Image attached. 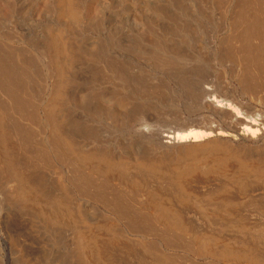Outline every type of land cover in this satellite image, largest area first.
<instances>
[{"label": "rangeland", "instance_id": "1", "mask_svg": "<svg viewBox=\"0 0 264 264\" xmlns=\"http://www.w3.org/2000/svg\"><path fill=\"white\" fill-rule=\"evenodd\" d=\"M219 1L222 2V4H220L219 2V5L221 6L220 10L224 9L223 11L219 10L221 12V18H223V20H227L228 22H234V19L238 16L237 13L243 14V10H246L247 8V6H245L246 4L243 5V3L245 2L244 0H242L243 3L241 0ZM254 1L255 0H253V2ZM258 1L260 0H256L255 3H253V8L255 11L253 12H261L258 15L256 14L257 19L256 17H253L255 14L253 13V15L252 12H250L253 10L252 5L249 8L251 9L250 11L248 10L247 12L246 10V13L244 12V16L239 15V17H245V15L250 13L247 16H251L250 21L252 20V18H255L253 19L254 21L252 20L254 24L250 22L252 24H248V27L246 26V23L249 22V17L247 18L248 21L245 20V25H243V20H241L240 23L242 24V28L241 24H238V26H240L241 29L244 28V31L240 28L239 31L237 29V26L235 29H237L238 34L240 32V37H238V35L236 36L237 32L234 29V32L231 33L233 34V36L230 34L232 37L230 36L229 38V40H235V42L231 40L229 41V43L233 42L236 44H234L233 46L235 48L232 49V46L230 47L231 43L229 44L231 52L234 49H236L237 51L239 50L238 55L240 56L243 54V58L246 59L245 62H250L251 60L252 67L257 66L255 65L256 63L252 62L254 57L255 60L258 57L257 60L260 61V64L259 62H257L259 66L256 68L259 71H257L256 68H249L251 64L248 62H246L248 64V67L243 66V68H246L247 76L248 74H252L251 76H249L256 77H252V79L255 81H251L252 79H249V76L246 79L240 76V69L245 62L243 61L242 63L241 61L240 63L238 59L242 60L243 58L241 56L239 57L236 53L237 51L235 50L234 52L238 57L236 55L234 56H236V59L238 61L236 62L235 60H233L235 58L233 56V59L232 57L231 59L236 63L235 65H229L234 69L231 68V70L229 68L222 72L219 70V76L217 73V76L215 77V79L218 80L216 81L215 79H210L211 83L205 86L209 89L211 93L210 96H206V98L204 97L203 99H201V101L198 102L187 100V104H185L183 108L181 107L180 109L181 113L184 116L182 114L178 115V117L176 115H169L167 117H163V119L161 118L162 120L160 118H155L154 116H149L147 118L149 120V123H152H150L151 132L159 137H163L165 134L170 132H178L181 117L191 118L195 125L199 124L201 126H206L209 128L211 126V128L215 127L216 129H225V131H230L229 133H232L233 135L235 133L232 138L230 137L229 139L224 140L226 142L229 140L231 141L227 142L228 146L227 144L226 146H224V141L222 142V140H218V142H214L216 143L214 146L218 147V150H215V147L213 148L215 151L209 149L211 146H213V142H210L211 144L208 143L204 145H210L208 148H205L202 145L201 148L204 147L205 151L198 146H195V148L194 146H192V148H190L189 146L182 148L178 147V149L180 148L181 152L183 149V152H185L183 153L184 155L186 153L190 154V152L194 149L196 150H194L195 152L198 151L199 153L201 152L200 150H203V152H201L200 154L198 152L195 154L194 151H192V156L187 158H185L187 154L184 157L182 155L179 156L181 152H177V148H172L170 151L166 152L167 157H165V153H163L162 151H160L161 154H157L156 152H159L158 150L156 152H150V154L153 155L149 156L146 154H141L142 157L137 156L136 159L129 158V160L128 157L126 159L125 157H122L120 155L118 156L107 151H98L101 154L104 153L103 156L100 157L101 154L98 152L95 153V150H92V153L91 151H86L90 153V156H88V154H86L83 150H80L83 157L80 155V162H76L79 161L77 159L79 157L78 154H80V151L78 150L79 146H76L79 144H77V139H75L77 143L74 140L71 141V139L74 138H71L70 136V139L68 137L69 134H63V136H67L68 140L67 138H65V142L70 143H68L67 145L65 142L62 143H64V145L66 146L70 145L69 147H65L68 149V151H66L67 155H72L71 157H66L67 155H64L66 154L65 151H63L64 154L62 153L63 156L61 154L58 155L59 152H57L58 149L55 146L54 149L56 153L53 147H51L52 149L50 148L51 145L49 144V142L54 139V136H56V134L58 135V133L54 132L55 134H53L52 132L53 129L51 127H53L52 125H54L55 123L49 122L53 121L56 117H53L52 120L48 119V113H50L48 111L51 110L52 107H55L52 105L53 102H51L52 98L50 97L53 89L55 90V87L53 85L54 82L52 84V81H54L53 78L51 81L49 78L46 81V91L42 94L43 96H41L39 99H33V115L35 114V112L36 114L33 116L35 119H33L31 123L34 124L31 125L30 128L25 125V128L29 130H27L29 132L28 134L31 133L28 138L29 142H27L28 140H22L23 142L19 141L18 137L15 136V133L10 132L13 131L12 129H14L15 127L13 126L14 124L22 126V124H26L25 122H21L22 124H20V121H18L19 119H15L17 118V116L14 117L10 114H8L10 115V119L4 118L7 117V115H1L3 116V118L0 116V119L4 121L3 125H1L2 121L0 120V126L4 130L3 137H0V140H2L1 138L4 139V141L2 140L4 144L2 142H0V144H3V146L5 145L4 148L2 145H0V216L2 215V217L0 218V237L2 238V243L10 241V247L13 245L11 248L14 249L12 250V252L11 250H8V253H10L11 255L13 254L12 256L16 259H18L17 257H20V259L18 260L21 262V264H264V146H261V143H255L245 139H241L239 136V138L236 139L237 135L241 134V128H243L242 119L243 121H245L246 119L254 120V122H256L261 128L264 127V64L261 62V60L264 58V54H262V58L260 57L261 51L260 53L258 52L259 49H262V53L264 52V38L262 37L263 39L261 42L258 41V38L256 37L258 36V34L255 35V33H258L257 29L259 32L261 31V25L263 26L262 28H264V23L261 22L264 20V17H262L264 14V6L262 9V5L264 4L262 3H264V0H262L263 2ZM239 2H241L240 4L243 6V8L242 6H239ZM237 3L238 5H236ZM257 3H261V7L259 6L260 4L258 5ZM258 7H260L262 11ZM240 8H242L243 10ZM257 8L259 11L257 10ZM235 11L236 14L233 13ZM259 19H261V21H259ZM238 20L235 21L239 23ZM257 20L260 22L259 24L258 22L255 23V21ZM244 26L246 27V29ZM257 26L259 28H257ZM247 28L249 30H247ZM251 28L253 29V31ZM245 30L246 33L250 31L249 34L253 32V34L250 35L251 39L253 36V40H250V37L245 33ZM242 34L245 37L247 36L246 38L244 37V39H248L249 48L247 45V41H244L245 43L242 42V40H244ZM262 34L261 36H264ZM255 38H257V40ZM259 40L261 39L259 38ZM256 41L257 43H255ZM260 43L262 44V46ZM244 44L247 45V48ZM256 44L257 46H260L255 47ZM236 46L238 49L236 48ZM253 46L255 47L254 50L252 49ZM250 47L252 49L251 53H249L250 51H248L251 50ZM244 49H246V51L248 52L245 53ZM243 50L247 57L243 53ZM240 51L242 54L240 53ZM255 51H257L259 53L257 55L260 56L253 57V53ZM248 53L250 54V56L248 55ZM251 55L253 59H248L251 57ZM255 60L254 62H256ZM261 63L263 64V68L260 66L262 65ZM253 64L255 66H253ZM260 67L263 69V71L259 69ZM259 76L263 78H259ZM240 77L241 79L239 80ZM243 78L245 79V81H243ZM256 79H260V81ZM242 81L243 83H247L243 84ZM232 84L240 86H242V84L244 86L246 85V87L243 86L242 88L246 92L247 96H245L244 98H237L234 94L235 92H233L234 88ZM257 85H259L260 87H257ZM208 99H214L218 101V103L220 102L219 104L224 106L225 112L220 113L219 109L215 107H212L214 110L211 107L208 108V106H206ZM200 102L202 104L204 103L205 105H200ZM49 103L52 105L51 108V105ZM227 106H231L230 110L228 109V111L226 109ZM250 106H253L255 108L254 115H252L249 110ZM0 107L2 106L0 105ZM34 107L36 108V111ZM53 110V115L57 116V112L55 115V109H52L51 113H53ZM1 112L3 111L0 109V113ZM225 113H229L230 116L228 114L226 115ZM234 114L237 118H235ZM53 115H51V117ZM60 115L61 114L58 115L60 119H58L59 122L61 121ZM12 119L16 121H13ZM155 119L157 121H155ZM11 120L13 121V123H11ZM55 120V122H57V119ZM48 124L49 126L51 125V127H49ZM56 126L54 125L55 128ZM0 136H2L1 130ZM233 138L235 139L234 141ZM12 140L15 144L12 142ZM24 141H26V143H24ZM219 142L223 145H221ZM243 142L244 144L242 146ZM22 143H24L25 146ZM217 143H219L218 145L221 146H218ZM29 144L31 145L29 146ZM64 145L62 144V150H64ZM244 145L247 146L245 147ZM33 146H35L36 149ZM71 146L73 148H71ZM1 147L4 149L3 151L5 153L2 151ZM258 147H260V149ZM262 148L263 151L261 153ZM76 149L79 153L76 152ZM174 149H176V151H174ZM186 149L188 152H190L188 153L184 151ZM31 150H33V152ZM52 150L54 151V153L52 152ZM71 150H74L73 153H70ZM206 150H209L208 153ZM210 150L214 151V153ZM54 155H58L57 158ZM74 155H77L76 161L74 160ZM111 155L114 156L111 157ZM177 155L185 159L183 160L177 157ZM43 156L45 157V159ZM61 156L62 160L63 157L65 158V162L62 161L61 158L58 159ZM144 156L147 157V160H145ZM10 157L12 159H10ZM23 157H25L24 160ZM27 157H29V159ZM158 157H163L164 159L160 161ZM71 158L75 161L74 163H72H77L78 165L74 166L71 163L68 164L67 161ZM105 158H108L109 160ZM141 158L143 162L140 160ZM143 158L145 161L143 160ZM19 159L21 160L20 162ZM119 159L120 161H118ZM101 161L103 164L101 163ZM121 161L123 162V164ZM181 161L183 162L181 163ZM68 162H71V160H69ZM172 162L176 164L173 165ZM163 163L165 164V166H163ZM30 164L31 167L35 169L29 167ZM72 166H74V169H72ZM149 166L150 168H148ZM167 167L169 169H167ZM17 174L19 175V177H17ZM12 175H14V177ZM81 177L83 178V180ZM14 178H16L17 180ZM16 185L22 187L18 188ZM15 189L16 192L20 190V193H15ZM91 191H93V193ZM17 194H19L20 197ZM117 201H121V207H119L118 205H114V203L116 204ZM75 204L77 206H75ZM67 205L69 208L67 207ZM78 210L80 212H78ZM151 212L152 214H154V212H159V216L155 217L154 215L153 217ZM121 213H123V215ZM132 213L137 218H135ZM127 214L129 216H127ZM148 214L152 216H149ZM96 215L99 216L97 217ZM142 224H145L143 225L144 227L142 226ZM148 228L151 230H149ZM109 231L111 233H109ZM144 252L145 254H143Z\"/></svg>", "mask_w": 264, "mask_h": 264}, {"label": "bare ground", "instance_id": "2", "mask_svg": "<svg viewBox=\"0 0 264 264\" xmlns=\"http://www.w3.org/2000/svg\"><path fill=\"white\" fill-rule=\"evenodd\" d=\"M244 1L245 2L243 3L242 1V3L243 5L246 4L245 6H247L246 8L247 12L248 10L249 11L251 10L249 8L252 5L253 10L250 12H252L253 14L255 12L253 8V3H255L256 0L254 2L253 0H244ZM219 2H220L219 0H0V105L3 107V108L0 107V109L3 111L0 113V116L7 115V117H4L7 119H10V115L14 117L17 116V118L15 119L17 120L19 119L18 121H20L19 122L20 124H22L21 122H25L26 124H22V126L14 124L13 126H15L16 128L14 127V129H12L13 131H10V132L11 133L14 132L15 136L18 137L19 141H22V140L27 141L31 133L28 134L29 130L26 129L25 127L27 126L30 128V126L34 124V123L32 124L31 121L35 119L33 116L36 114L35 112V114L33 115V111H34L33 101L43 96L42 94L45 93L46 91V87H45L46 81L48 80V78L50 79V81L53 78L54 81H52V84L54 82L53 85L55 87V90L53 89V92L50 95L52 99L51 98L50 99H51V102H53L52 105L55 107L53 108L52 105L50 103L49 104L51 105L50 108L52 107V109H55V115L57 112V116L53 115L54 110L52 111L53 113H51V110H52L51 109L48 111L50 112L48 113L49 114L48 119L52 120L53 117H56V118H54L53 121H49L48 119L47 120L52 123L54 122L55 126L57 124L56 128L54 127V125H52L53 127H51V125L49 126L48 124V126L53 129L52 130L53 134H55L54 132L58 133V135L56 134V136L53 135L54 139L49 142V144L51 145L50 148L53 147L54 149L55 147H57L58 149L57 152H59L58 155L61 154L63 156L64 154L63 151H65L66 153V151H68L66 147L70 146V145L66 146L70 142L68 143L65 142L66 141L65 138H67V136L65 137L63 136V134L64 135L69 134L68 135L69 138L70 136L71 138H74V139L70 138L71 141L74 140L76 143L78 141L77 144L79 145H76V146L77 147L79 146V149L78 148L77 149L79 151L83 150L86 154H88V156H90L89 155L90 153L88 152L91 151L92 153V150H95L96 151L95 153H97L98 151L100 152L107 151V152L114 153L118 156L120 155L122 157H125L126 159L128 157V160L129 158L136 159L137 156L142 157L143 154L150 156V155H153V154H150V152L152 153L158 150L159 152H156L157 154L160 153V151H162L163 153H165V157H167L166 152L170 151L172 148L178 149V147L182 148V147H187V146H189L190 148H192V146H194V148L195 146H198L199 148H201L202 145L204 146L205 144H208L210 142L214 143V142H218V140L220 141L222 140L223 142L225 139H229L230 137L232 138L235 135V133L233 135L232 133H229L230 131L227 132L225 131V129L223 130L222 128L216 129L215 127L211 128V126L209 128L206 126H201L199 124L195 125L191 118H186V117L180 118V123H179L180 125H179L178 132H172V133L170 132V133L165 134L163 137H159L156 134L151 132L150 130L151 122L149 123V120L147 119L149 116L151 117L154 116L155 118H160V119L161 118L163 119V117H167L169 115H176L178 117V115L182 114L180 109L181 107L183 108L185 104H187L186 102L187 100L198 102V101H201V99H203L204 97L206 98V96L207 97L210 96L211 93L209 89L206 88L205 86L211 83L210 79H215V77L217 76V73L219 76L220 71L222 72L229 68L234 69L233 67H230L229 65H235V63L238 60L240 61V63L241 61L242 63L243 61L245 62L246 59L243 58L244 56L241 53L242 50L240 51V53L242 54L240 56L243 58V59L241 58L242 60L236 59V56L238 55L239 50L237 51L236 49H234L232 51L234 52L236 50L237 55L235 54V52L234 53L231 52V49L235 48L233 47L235 44L233 42H235V40L231 39L233 42L232 43L230 42L231 43L230 44L229 41L231 40H229V38L231 35L233 36V34L231 33L234 32V29L238 26V24H241L240 23L241 20H243L242 23L243 25H245L244 22L249 17V22L246 23V26L248 27V24H252L254 21L253 19L255 18H252L253 21L252 20L250 21L251 16L250 15L247 16L250 13H248L247 15H245V17H243L244 16L243 14L246 13L245 12L246 10L242 9L243 6L240 4L241 2H239L240 4L239 6H242V8L240 9L243 10V14L241 13L242 11L240 12L241 14L237 13L238 16L237 17L235 16L236 18L234 19V22L233 21L228 22L227 20H223V18H221L220 11H223L224 9L220 10L221 6L219 5ZM258 2H263V1L260 0ZM220 4H222V2H220ZM259 4L258 5L261 7V5L264 3L262 4L259 3ZM236 5H238V3ZM263 6L264 5H262V9H263ZM260 7L258 8L260 9ZM262 9L260 10L262 11ZM236 11L233 13L236 14ZM259 13L261 12L259 11ZM259 13L258 12L254 13L255 15L253 14L254 16L253 15L252 16L256 17ZM239 15H243V16L242 17L240 16L241 17L240 18ZM262 17H264V14ZM235 20H238L239 23H237V21ZM259 21H261V19H259ZM259 21L257 20L255 21V23L258 22L259 24L260 23ZM261 22L264 23V20ZM262 27L263 26L261 25L260 32L263 33L264 28ZM239 28L240 26H238L237 29L239 30ZM241 28H242V24H241ZM257 28L259 27L257 26ZM237 29H235L236 32H237ZM241 30L244 31V28ZM247 30L249 29L247 28ZM254 32H255V29H254ZM257 32L258 33H255V35L258 34V36L256 37L258 38V41L262 42V39L264 38V36H261L262 33H260L258 29H257ZM245 33H246V30H245ZM249 33L250 31L247 32L246 34L249 35L250 40H253L254 39L253 36H252V39L250 36L251 34H253V32L251 34ZM237 35L238 37H240V32L239 34L237 32L236 36ZM244 35L242 34L243 39L245 37ZM262 35H264V33ZM257 38L255 39L257 40ZM259 38L261 40H259ZM244 41H247V45H248V39L242 40V42ZM255 43H257V41ZM229 44H230V47L232 46L231 49L229 47ZM244 45L245 47L247 46L246 44ZM258 46L256 44L255 47H258ZM255 47L253 46L252 49L254 50ZM248 48H249V45H248ZM252 49L248 50L250 51L249 53H251ZM244 50H245V53L248 52L246 51V49ZM244 50H243V53H244ZM260 51H261V54H260L261 56L257 55L260 53ZM255 52H254L255 55L253 53V57L254 56L262 57V54H264V52L262 53V49L258 50L259 53L257 51ZM249 53L248 55L250 56ZM233 56L235 57L234 59H233ZM231 57L236 62L233 61ZM253 57L251 55V57L248 59H253ZM257 59L255 60V57H254L253 62H252V63H256L255 64L257 65L256 67L259 66L257 62H259L260 64V61H258ZM263 59L261 60V62L264 64ZM254 60L256 62H254ZM246 62L251 64V60L250 62L249 61H246ZM246 62L243 63L244 65L240 64L242 65V68L240 69V72H241L240 76L244 77L245 79L248 78V76L250 75L248 74L247 76L246 68H243V66L248 67L247 66L248 64ZM263 64L260 65L262 68H263ZM255 65L253 64V66ZM256 67H252V64H251L249 68H256ZM261 67L259 69L263 71ZM250 76H249V79H252L253 76L252 77ZM241 77L239 78V80L241 79ZM253 78H256V77H253ZM259 78H263V77L259 76ZM245 79L243 81H245ZM215 80L217 81L218 79H215ZM251 81H255V80L252 79ZM258 81H260V79ZM246 83L247 82H244L243 84H246ZM243 84H242V87L244 86ZM258 86L259 85H257V87ZM244 87H246V85ZM233 92H235V88ZM219 103L218 101L214 99H211V100L208 99L206 106H208V108L215 107L219 110L221 109L224 110V106H222ZM200 105L204 106L205 104L204 103L202 104L200 102ZM230 107L227 106L226 108L227 111L228 109L230 110ZM35 111H36V108H35ZM58 113L61 114L60 122L58 121L59 119ZM220 113H224V112L220 111ZM50 114L53 116L51 117ZM227 114L229 115V113ZM3 116L1 117L3 118ZM172 117H175V116H172ZM235 118H237L236 115H235ZM55 119H57V122H55L56 121ZM12 120L16 121L14 119ZM12 120H11V123H13ZM155 121L157 120L155 119ZM242 122H243L242 124L243 128H241V132H240L241 134L237 135L236 139L240 137L241 139H245L251 142L261 143L260 145L264 146V127L261 128L256 122H254V120L246 119L245 121H243L242 119ZM3 123L4 121H2L1 125H3ZM1 128L2 127L0 126V130L2 133V136L0 137H3L4 130L3 128L2 129ZM38 128H39V125H38ZM1 139L4 141L3 138ZM75 139H77V141ZM2 140H0V142H2ZM234 140L235 139L233 138V141ZM26 141H24V143H26ZM27 142H29V140ZM62 142H65L66 145H64V143ZM227 142L224 141V144H225L224 146H226V144L228 146ZM219 143H217V145ZM3 144H0V145L3 146ZM31 144H29V146ZM62 144L64 145V150H62L63 149ZM215 144L216 143L212 144L213 146H211L209 149L216 150L218 147H215L214 146ZM243 144L244 142L242 143V146ZM221 145H218V146H221ZM209 146L207 145L204 147L208 148ZM4 147L5 145L3 146V148ZM204 147L201 149L205 151ZM3 148H2V151L4 150ZM71 148L73 147L71 146ZM258 148L260 149V147ZM77 149H76V152H78ZM179 150L180 148L177 150V152H181V150L180 151ZM203 150H200V151L203 152ZM31 151L33 152V150ZM54 151L52 150L53 153ZM71 151L70 153H73L74 150L72 152ZM174 151H176V149H174ZM184 151L188 152L187 149ZM192 151L191 152L189 151L190 154L192 153ZM195 151L194 153L196 154L198 151L197 152ZM214 151L212 152L214 153ZM262 151H263V148L261 150V153ZM183 153L185 152H183V149H182L181 154L180 153H177V154H180L179 156L182 155L184 157L187 153L185 155ZM103 154L104 153H102L100 157H102ZM190 154H187L185 158L192 156V154L191 155ZM195 154H194V157H195ZM64 155L66 156L67 153ZM80 155L82 156L81 151H80V154H78L79 157L77 160L79 161H76L77 155L76 156L74 155L75 157L74 160L76 162H80ZM57 156L55 157L57 158ZM62 156L59 157L58 159L61 158L62 160ZM71 156L67 155L66 157H71ZM112 156L114 155H111V157ZM179 156L177 155V157ZM25 157H23V160ZM29 157L27 158L29 159ZM163 157H158V158L161 161L162 159L165 158ZM183 157L182 158L179 157V158L183 159ZM146 158L147 157H145V160H147ZM10 159L12 158L10 157ZM105 159H108V158H105ZM168 159H171V158H168ZM64 160L65 158L63 157L62 161ZM69 160H71V162H68ZM69 160L68 161L66 160L68 164L70 163L73 164L75 162L72 158ZM140 160L142 161V158ZM20 161L21 160L19 159V162ZM118 161H120V159ZM182 162L183 161H181V163ZM174 164L176 163H173V165ZM73 165L76 166L78 164L75 163ZM74 166H72L73 168L72 167L71 168L74 169ZM163 166H165V164ZM29 167H31V164ZM148 168H150V166ZM167 169L169 168L167 167ZM12 176L14 177V175ZM17 177H19V175ZM17 187L19 188L20 186H17ZM19 191L20 190H18L17 192L20 193ZM63 191H64V188H63ZM17 192L15 189V193ZM91 192L93 193V191ZM17 195L20 197L19 194ZM118 202L119 201H117L116 204L114 203V205H118L119 207H121L120 205L121 201L119 203ZM75 206L77 205L75 204ZM78 212L80 211L78 210ZM158 213L154 212V214H152L151 212L153 217L154 215L155 217L159 216ZM121 214L123 215V213ZM152 215H149V216H152ZM96 216L98 217L99 215H96ZM127 216L129 215L127 214ZM1 217L2 215L0 216V218ZM143 225L145 224H142V226ZM109 233L111 232L109 231ZM10 244H11L10 241L2 243V238L0 237V264H21V262L18 260L20 259V257H17L18 259H16L12 256L13 254L11 255L10 253H8V250H11L12 252V250L14 249V248L13 249L11 248L13 245L10 247ZM143 254H145V252Z\"/></svg>", "mask_w": 264, "mask_h": 264}, {"label": "water", "instance_id": "3", "mask_svg": "<svg viewBox=\"0 0 264 264\" xmlns=\"http://www.w3.org/2000/svg\"><path fill=\"white\" fill-rule=\"evenodd\" d=\"M232 86L235 88V95L237 98L241 97V98H244L246 96V92L243 90L242 86L240 85H234L232 84ZM249 110L251 112L252 115L255 114V108L253 106H250L249 107ZM219 111H223L225 112V110H219Z\"/></svg>", "mask_w": 264, "mask_h": 264}]
</instances>
